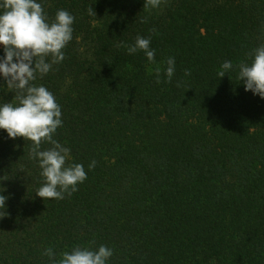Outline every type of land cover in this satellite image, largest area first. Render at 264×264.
I'll return each instance as SVG.
<instances>
[{"label": "trees", "instance_id": "obj_1", "mask_svg": "<svg viewBox=\"0 0 264 264\" xmlns=\"http://www.w3.org/2000/svg\"><path fill=\"white\" fill-rule=\"evenodd\" d=\"M37 2L49 23L61 9L75 18L66 58L33 83L60 105L54 139L87 179L64 199L37 196L32 142L0 129V264L101 245L113 250L106 264H264V98L238 79L264 45V0ZM137 36L151 37L154 62L119 46ZM14 96L0 74V106Z\"/></svg>", "mask_w": 264, "mask_h": 264}, {"label": "clouds", "instance_id": "obj_2", "mask_svg": "<svg viewBox=\"0 0 264 264\" xmlns=\"http://www.w3.org/2000/svg\"><path fill=\"white\" fill-rule=\"evenodd\" d=\"M166 2V0H163ZM162 0H145L144 9L158 8ZM90 15H96L89 8ZM74 16L67 10H58L55 19L48 22L47 14L37 0H2L0 2V45L5 55L0 58V74L7 81V90L14 91L17 103H4L0 106V129H4L9 138L23 137L32 142L30 155L38 160L42 186L35 192L46 199L61 200L65 194L72 195L78 190L77 185L87 179L82 164H67L70 149L54 139L58 127L62 126V112L54 95L43 85L33 82L39 76L46 75L54 64H59L66 57L63 49L72 40ZM146 20V18H145ZM151 37L137 36L135 43L127 45L128 54L143 51L149 62L155 61V50L150 47ZM251 65H239L238 79L243 81L245 91L251 90L254 95L264 98V45L256 48ZM50 57V60L48 59ZM15 58V59H14ZM167 67L163 70L166 82L171 83L175 73V58L168 57ZM230 61L221 65L218 77L232 69ZM185 69V75H190ZM155 82L161 83V68L155 69ZM179 87V83L177 84ZM52 145L41 150L43 143ZM96 161L89 164L93 169ZM0 191H3L0 188ZM8 197L0 195V210L5 209ZM0 211V218L6 216ZM43 255L49 258L50 264H106L113 255V250L105 245L98 250L76 247L71 252L62 253L57 261L51 248L45 249Z\"/></svg>", "mask_w": 264, "mask_h": 264}]
</instances>
